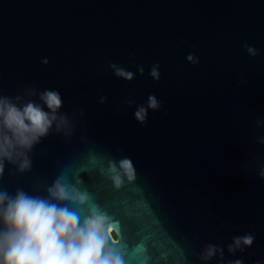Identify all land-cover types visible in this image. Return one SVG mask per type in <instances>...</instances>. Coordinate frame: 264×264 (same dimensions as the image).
Instances as JSON below:
<instances>
[{"label": "water", "instance_id": "1", "mask_svg": "<svg viewBox=\"0 0 264 264\" xmlns=\"http://www.w3.org/2000/svg\"><path fill=\"white\" fill-rule=\"evenodd\" d=\"M45 89L68 126L32 146L29 169L5 161L0 191L46 197L79 179L125 264H264V0H0V95ZM149 95L161 107L141 124ZM125 157L135 179L116 188L108 162ZM210 244L222 255L202 261Z\"/></svg>", "mask_w": 264, "mask_h": 264}, {"label": "clouds", "instance_id": "2", "mask_svg": "<svg viewBox=\"0 0 264 264\" xmlns=\"http://www.w3.org/2000/svg\"><path fill=\"white\" fill-rule=\"evenodd\" d=\"M246 50L250 56L257 54L252 46H246ZM187 59L192 61V55ZM111 67L117 77L128 81L133 78L134 74L124 68ZM138 70L143 73V68ZM149 75L153 80L159 79L158 65L152 66ZM38 97L39 102L17 103L19 96L0 95V174L5 161H18L19 171L29 169L27 152L32 146L53 125L57 132L68 126L66 116L59 113L62 99L58 91L45 89ZM160 107L155 95H149L146 105L137 107L134 118L143 124L147 112ZM107 171L116 188L125 178L135 179V168L128 157L109 161ZM260 175L264 177V170ZM80 183L79 179L72 184L66 183L62 176L57 177L48 186L46 197L29 195L23 190L15 195L0 191V264H125L115 222L94 203L84 208L89 204L90 194L77 187ZM253 240L251 234L234 237L228 251L250 247ZM218 251L221 250L215 245H208L201 260H210ZM230 264H242V261Z\"/></svg>", "mask_w": 264, "mask_h": 264}]
</instances>
